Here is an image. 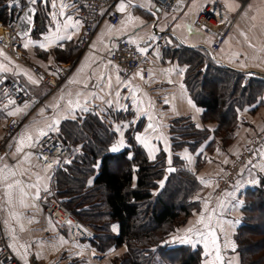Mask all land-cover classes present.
Instances as JSON below:
<instances>
[{"label":"crops","instance_id":"obj_1","mask_svg":"<svg viewBox=\"0 0 264 264\" xmlns=\"http://www.w3.org/2000/svg\"><path fill=\"white\" fill-rule=\"evenodd\" d=\"M40 1L41 5H32L35 8L34 14H29L33 16L30 33L20 36L13 50L7 45L0 44V52L3 53L0 55V65L8 69L0 71V76L19 81L28 93L18 105L7 109L0 108V137L4 133L8 119L15 118L21 121L19 130L9 144L8 156H0L3 158L0 159V167L5 164L13 167L17 171L15 179L21 180L24 184H34L37 175L41 178L39 199L34 198L36 189H25L28 192V196L25 197L27 207L18 203L20 198L18 193L13 195V205H7L3 184H0V225L12 239L11 245L14 247L11 249L14 255L24 263L34 257L41 264H111L112 258L124 251L123 247H111L104 252L97 250L92 245L97 237L95 231L91 241H72L66 227L54 223L41 204L44 200H57L53 196L56 167L42 166L33 158V149L36 146L25 147L22 153L16 154L17 140L22 134L27 132L35 137L37 129L45 128L53 117L60 120L58 131L48 133H58L61 124L66 120H77L87 114L96 113L104 116L116 133L110 149L121 139L120 133L115 130L116 127L127 124L129 125L127 128H121L125 146L117 152L126 147V132L129 130V134L144 149L148 157V149L135 137L147 136L149 143L156 150L154 152L156 158L161 150L165 151L166 147L169 148L167 130L170 122L178 117H187L197 128H208L211 131V134L200 141L193 152L186 147L175 152L185 161L188 169L196 173L200 187L194 199L198 201L199 209L194 210L188 221L176 229L170 241L175 244L200 246L204 256L201 264H204L205 249L200 238L188 234L191 243H181L180 239L185 237L186 229L196 225L207 201L209 210L216 208L217 219L222 222L223 232L217 229V234L224 264H228L229 261L231 264H238L239 255L231 247L224 248V244L227 241L234 242V234L241 219L245 189L257 184L260 177L264 178V170H261L264 158L260 155L264 152V147L262 144L256 159L240 172L231 188L223 190L218 195L215 193L216 178L221 175L229 160L235 158L247 144L249 126L240 124L235 130V139L228 146L221 147L217 138L212 146L210 144L214 138L212 132L217 124L202 122L203 110L192 101L185 88L184 73L187 65H183L178 57L173 55V50L181 47H209L212 36L198 29L194 21L204 7L212 5L228 14L236 15L230 34L225 38L226 41L222 46L213 53V57L225 66L241 72H248L250 69L264 71V0H178L175 10L168 12L162 10L154 1L131 0L133 6L129 7L125 0L126 8L121 12L119 24L112 26L107 20H102L95 29L90 45L84 50H79L77 47V38L82 28L81 21L75 15L78 0H56L55 8L52 7V0H48L47 3L44 0ZM61 2L67 5L63 16L59 14ZM20 4L19 1L16 6H10L16 10V15ZM28 8L25 9V13ZM148 11L157 12L156 20ZM53 13L56 14L55 18ZM24 14L23 22H25ZM69 16L73 21L78 20L81 25L78 31L68 29L67 34L71 35L72 39L58 40L47 50L40 48L38 45L46 42L45 37L49 35L50 30L55 31L57 27L62 29ZM5 28L6 26L0 22V39L5 37ZM121 39L134 41L141 45L142 49L147 50L144 54L151 63L148 77L141 79V74L137 75L139 72L123 75L109 63L107 55L115 42ZM28 40L34 43L26 49L24 44ZM76 56L78 60L74 67L55 89H48L34 74L33 67H38L43 72L49 71L54 66L70 62ZM29 76L38 83L33 84ZM261 97L264 98V92ZM69 100L74 102L78 100L80 107L73 106L70 111ZM188 100H191L195 107L189 105ZM109 101L111 103H108ZM26 104L29 107L25 108ZM55 105L58 107H54ZM17 108L21 109L18 114L8 115V112ZM83 108L88 110L84 111ZM115 113H121L123 116L116 119L112 116ZM240 117L241 120L251 123L252 128H263L264 105L259 107L254 116L249 115L247 109H243ZM150 123L156 131L148 128ZM117 152L113 153L117 154ZM25 155L29 157L27 161H24ZM186 157H190L191 162ZM198 158L201 164L196 167ZM149 159L154 160L150 157ZM21 172L24 174L20 175ZM93 177L88 178L87 185H90L89 181H93ZM201 179L211 181V185L205 186L201 183ZM45 186L47 191L44 190ZM13 212L20 216L18 222L11 218L10 213ZM114 225L116 231H113ZM196 227L200 226L196 225ZM110 229L112 233L117 234L118 224L113 222ZM61 238L67 243L62 244ZM21 245L27 246L26 254Z\"/></svg>","mask_w":264,"mask_h":264},{"label":"trees","instance_id":"obj_2","mask_svg":"<svg viewBox=\"0 0 264 264\" xmlns=\"http://www.w3.org/2000/svg\"><path fill=\"white\" fill-rule=\"evenodd\" d=\"M7 2L0 0V22L5 26L17 16ZM173 52L187 65L185 88L202 108V122L217 124L210 144L213 146L217 138L221 147L228 146L235 139L237 127L248 125L241 120V110L247 109L253 115L264 105V77L225 67L204 47H181ZM56 67L45 72L54 73ZM112 116L118 119L123 115ZM167 132L169 150H161L154 160L149 159L129 130L126 147L117 154L111 152L116 133L107 119L96 113L66 120L56 133L72 157L70 163L54 165L53 196L97 233L92 242L97 250L124 248L111 264H201L204 259L200 246L170 240L176 229L199 209L194 199L200 186L196 173L175 152L184 147L193 152L211 131L197 128L187 117H178L170 122ZM200 164L198 158L196 167ZM169 167L174 171L169 173ZM91 176L93 181L87 185ZM243 200L234 234L238 264H264V229L259 228L264 220L263 177L245 189ZM113 222L118 224L117 234L110 229Z\"/></svg>","mask_w":264,"mask_h":264},{"label":"built area","instance_id":"obj_3","mask_svg":"<svg viewBox=\"0 0 264 264\" xmlns=\"http://www.w3.org/2000/svg\"><path fill=\"white\" fill-rule=\"evenodd\" d=\"M160 5L164 11H173L177 7L178 0H150ZM26 8L30 4L28 0H24ZM40 4L37 0L36 4ZM120 0H78L76 6V17L81 21L82 28L77 38V47L79 50L86 49L91 43L97 25L102 20H107L110 25L116 26L121 19V12L118 11ZM23 13H17L14 21L9 23L5 28V37L0 39V44L7 45L11 50L14 49L17 39L20 37L21 25L23 22ZM236 21V15H231L215 6L208 5L197 15L194 25L198 29L212 36L209 50L214 53L226 41L225 38L231 32ZM108 53L107 59L109 63L115 66L123 75L133 72H139L142 77L149 75L150 61L148 57L142 53L141 45L130 43L129 40L121 39L117 42ZM78 56L71 59L70 62L61 64L56 67L54 73L43 72L38 67H33L34 74L40 81L48 87L55 89L58 87L62 79H64L69 71L72 70ZM28 93L17 80L9 77L0 76V108H9L18 105L27 97ZM9 100L15 101L9 104ZM21 126L19 119H8L3 135L0 137V156H8L9 144ZM260 138H254L247 147L241 151L238 157L229 161L224 167V173L216 178L218 195L223 190L232 187L237 176L248 165H250L257 157L260 147ZM33 155L37 162L42 166H54L56 162L60 164L69 161L72 152L68 150V146L56 135V133H48L46 137H42L33 149ZM42 157H47L43 159ZM44 211L51 217L57 225L64 226L67 229L69 238L72 241H91L94 238V230L92 227L83 224L76 216L71 213L60 202L53 199L41 202ZM70 222V223H69ZM12 239L7 235L0 225V264H41L37 258H32L29 262L24 263L19 260L10 247Z\"/></svg>","mask_w":264,"mask_h":264},{"label":"snow or ice","instance_id":"obj_4","mask_svg":"<svg viewBox=\"0 0 264 264\" xmlns=\"http://www.w3.org/2000/svg\"><path fill=\"white\" fill-rule=\"evenodd\" d=\"M45 3L48 2V0H44ZM28 3L31 4H36L37 0H28ZM17 4H19V0H9V6H16ZM127 5L129 7L133 6L131 4V0H127ZM52 7L55 8L56 7V0H52ZM67 5L63 4L61 2L60 4V15L63 16L64 15V8H66ZM126 8V2L125 0H121V3L118 5V11L120 12H124ZM35 9L32 7H29L27 12L24 14V21L26 23H31V16L29 15L30 13H34ZM56 14L53 13V18H55ZM131 16H129V20H131ZM81 27L80 22L77 21H73L72 17H67V21L64 23L63 28L61 29L60 27H57V29L55 31L50 30L49 35L45 37V43H40L38 46L42 49L47 50V48L50 45L55 44L58 40H63V39H72L71 35H68V29L72 28L75 30H79V28ZM111 30V29H110ZM134 41H130V43H133ZM34 42L32 40H28L25 42L24 47L27 49L30 45H32ZM140 51L146 52V49H140ZM0 55H3L2 52H0ZM5 59H7V57H5ZM8 69L6 67H4L3 65H0V71H7ZM183 71V70H181ZM137 75H140V73H137ZM143 77L141 76V79ZM29 80L33 83L36 84L38 83L37 80L32 79L29 76ZM117 82H119V77H117ZM181 87H183L181 85ZM117 96H119V93H117ZM61 99H63V97H61ZM264 99V98H262ZM136 101L134 100V103ZM15 101L13 100H9V104H14ZM108 103H111V101H109ZM189 105H191L192 107H195V105L193 104V102L191 100H188ZM68 106H69V110L71 111L73 106L75 107H80L79 101H72L69 100L68 101ZM25 108L29 107V105H25ZM54 107H58V105H55ZM84 111H87V108H83ZM21 111V109L17 108L15 111H10L8 112V115H16ZM75 118V117H73ZM149 119H152V117H149ZM60 123V120L58 118L53 117L51 123L47 124L45 126V128L42 129H37V135L35 137H33L30 133L25 132L24 134H22V136L17 140V147H16V154H20L23 152L25 147H35L36 144L39 142L40 138L42 137H46L48 135V132L50 131H58V124ZM129 125L125 124V125H118L116 127V131L120 133L121 139L117 142V144L113 145L111 147V151L112 152H117L121 147H124V140H123V135L124 133L121 131V128H127ZM199 127V125H198ZM149 129H152L153 131H156L155 127L150 123L148 125ZM160 138V137H157ZM135 139L142 144L146 149H148L149 151V157L154 159V152L156 151L153 146L149 143V138L147 136L144 135H137L135 137ZM165 151H168V148H165ZM261 158H264V152L260 153ZM43 159H47V157H42ZM131 158V157H129ZM187 159H189V162H191V158L190 157H186ZM0 159H3L2 157H0ZM29 159V157L27 155H25L24 157V161H27ZM24 161H21V163H23ZM169 165H171V157H169ZM66 163H70V161H66ZM50 167V166H49ZM96 167H99V164L96 165ZM261 170H264V165H261ZM45 171H47V169H45ZM172 171H174L173 168L169 167L168 168V172L171 173ZM24 173L21 172L20 175H23ZM17 175V171L13 168L10 167L9 165L5 164L3 167H0V184H3V188H4V196H5V203L9 206L13 205V195L14 193H18L19 194V201L18 203L21 206L27 207L28 205L25 203V197L28 196V192L25 190L26 188H34L36 189V192L34 194V198L35 199H39V193H40V188H41V178L39 177V175L36 176V182L34 184H24L21 180L19 179H15ZM11 181V182H9ZM92 181H89V184H91ZM201 183L205 184V186H210L211 185V181H205L203 179H201ZM164 186V182L161 181L160 182V187L163 188ZM44 190L47 191V187H44ZM220 207H223V202H220ZM10 216L12 219L16 220L17 222L20 219V216L17 213H10ZM31 222V221H30ZM7 223V221L5 222ZM70 223V222H69ZM196 225H199L200 227H196ZM196 225L188 228L185 230V237L180 239L181 243H191V239L188 236V234H193L196 235L200 238V240L203 242V246L205 249V261L204 264H224V256L222 255L221 252V244L219 242V236L217 234V229L220 230V232H223V227H222V222L219 221V219H217V209L213 208L211 210H209L208 208V202L205 201L204 203V210H202V212L200 213L197 221H196ZM21 230H23V226L21 225ZM117 228L114 225L113 226V231H116ZM13 240H15V236H13ZM62 244L63 243H67V241L63 240V238H61L60 241ZM194 246V245H193ZM10 247H14V245H10ZM22 248L25 249V254L27 251V246L26 245H21ZM231 247L232 250H235V243L232 241H227L224 244V248H228ZM228 264H231V261L228 262Z\"/></svg>","mask_w":264,"mask_h":264},{"label":"water","instance_id":"obj_5","mask_svg":"<svg viewBox=\"0 0 264 264\" xmlns=\"http://www.w3.org/2000/svg\"><path fill=\"white\" fill-rule=\"evenodd\" d=\"M20 2H21V4H20V6H19V14L20 13H23V12H25V9H26V5H25V2H24V0H19ZM8 4L7 5H9V1L7 2ZM29 7H32V8H34L33 6H29ZM28 8V7H27ZM35 9V8H34ZM149 13H151V15L154 17V19L156 20V18H157V12L156 11H148ZM31 14V13H30ZM34 13H32V15H33ZM33 17V16H32ZM31 17V23H26V22H22V27H21V32H20V36H25V35H27V34H29L30 32V30H31V25H32V23H33V18ZM204 48H206L210 53H211V55H212V57H213V53L209 50V48H207V47H204ZM213 59H215L214 57H213ZM216 60V59H215ZM217 61V60H216ZM219 63H221L220 61H218ZM222 65H224L223 63H221ZM225 66V65H224ZM225 67H227V65L225 66ZM230 68V67H229ZM249 73H253V74H257V75H259V76H263L264 77V71H260V70H257V69H250L249 71H248Z\"/></svg>","mask_w":264,"mask_h":264},{"label":"rangeland","instance_id":"obj_6","mask_svg":"<svg viewBox=\"0 0 264 264\" xmlns=\"http://www.w3.org/2000/svg\"><path fill=\"white\" fill-rule=\"evenodd\" d=\"M256 114V113H255ZM255 114H253V116L255 115ZM247 126H249L248 127V133H249V135H248V142H247V144L243 147V149H241V151H243L246 147H247V145L254 139V138H260L261 139V141H260V147H259V149L261 148V146H262V144H263V147H264V127L263 128H259V129H257V128H252L253 126H252V124L251 123H248V125ZM77 146H79V145H77ZM258 150V149H257ZM240 151V152H241ZM258 151H261V149L260 150H258ZM264 151V150H263ZM239 152V153H240ZM239 153L235 156V158L234 159H236L237 157H238V155H239ZM233 159V160H234ZM230 161H232V160H230ZM219 177V176H218ZM234 184V183H233ZM200 187V186H199ZM199 189V188H198ZM259 228L260 229H264V220L262 221V223L259 225ZM250 248H255V247H252V246H250ZM254 250V249H253ZM156 264H158V263H156Z\"/></svg>","mask_w":264,"mask_h":264}]
</instances>
